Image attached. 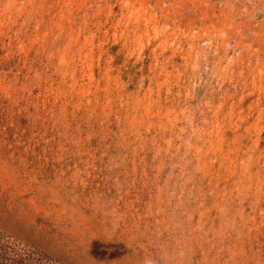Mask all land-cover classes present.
Segmentation results:
<instances>
[{"label": "rangeland", "instance_id": "374dc122", "mask_svg": "<svg viewBox=\"0 0 264 264\" xmlns=\"http://www.w3.org/2000/svg\"><path fill=\"white\" fill-rule=\"evenodd\" d=\"M0 264H264V0H0Z\"/></svg>", "mask_w": 264, "mask_h": 264}]
</instances>
